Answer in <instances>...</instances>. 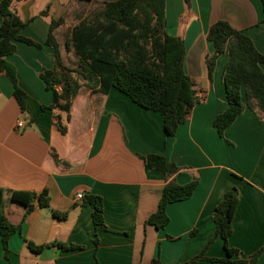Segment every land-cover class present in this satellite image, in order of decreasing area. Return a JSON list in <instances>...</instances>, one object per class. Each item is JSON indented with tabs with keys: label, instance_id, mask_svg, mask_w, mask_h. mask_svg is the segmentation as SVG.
<instances>
[{
	"label": "crops",
	"instance_id": "1",
	"mask_svg": "<svg viewBox=\"0 0 264 264\" xmlns=\"http://www.w3.org/2000/svg\"><path fill=\"white\" fill-rule=\"evenodd\" d=\"M109 1L12 0V11L26 24L20 36L41 47L16 43L14 54L4 57L12 79L0 73L1 216L16 228L6 251L0 239V264H150L154 259L187 264L201 253L204 259L193 264L248 259L264 245V120L256 108L245 109L218 136L213 121L227 106L222 74L228 57L222 55L209 76L205 60L214 48L206 36L214 22L224 21L264 55V0H189L188 6L184 0H165L166 32L184 44L183 70L197 101L173 137L163 134L160 114L113 88L104 96L82 86L69 113L41 112L52 101L39 79L53 68V51L44 44L51 21L61 22L52 35L63 64L75 68L77 58L65 50V41ZM260 69L264 72V65ZM13 82L25 94L23 111ZM149 155L163 157L179 171L165 178L146 168L139 157ZM192 180L193 195L167 206L165 227L146 224L166 184ZM231 188L239 197L227 245L237 254L228 256L222 239L214 237L212 219ZM43 191L48 207L28 198ZM14 194H22V200L14 201ZM85 195L101 200L106 230L94 228L93 206L82 204ZM28 244L43 248L36 254ZM58 244L79 250L64 251ZM256 264H264V254Z\"/></svg>",
	"mask_w": 264,
	"mask_h": 264
},
{
	"label": "trees",
	"instance_id": "2",
	"mask_svg": "<svg viewBox=\"0 0 264 264\" xmlns=\"http://www.w3.org/2000/svg\"><path fill=\"white\" fill-rule=\"evenodd\" d=\"M92 0H80L90 2ZM189 5V0H184ZM44 11L41 15H44ZM165 0H111L104 2L79 22L65 41L64 48L77 58L75 68L66 67L60 56V49L52 33L61 22L51 21L45 45L53 51V68L43 70L40 80L45 90L51 92L52 101L41 107V112L59 111L69 113L71 101L83 86L94 93L108 95L113 88L127 96L133 104L158 113L163 117V134L173 137L196 105L192 94L194 85L183 70L185 49L182 40L172 37L165 28ZM0 73L6 72L12 79V70L4 57L14 54L16 43L41 46L34 41L20 36L26 24L21 22L12 11V0H0ZM206 40L213 45V52L206 57L205 63L209 76L215 63L222 55H227L222 81L227 106L223 113L213 121L219 137L225 129L243 113L245 109L256 108L264 120V55L256 50L250 38L232 28L224 21L214 22L208 30ZM14 86V98L21 111L25 94ZM56 127L60 134L65 128L59 123ZM55 161L57 157H53ZM144 166L163 175L171 177L179 171L175 165L157 155L139 157ZM196 181L186 185L168 183L163 187L162 195L154 214L148 217L146 224L156 229L168 223L166 208L169 204L188 200L194 192ZM3 189L0 188V239L6 251L9 237L16 228L9 226L1 216ZM22 194H14L12 199L20 201ZM239 192L235 188L227 191L213 213L215 238H221L223 248L228 256L237 254L228 245ZM40 207H48V198L43 191L35 196ZM83 205H92V223L96 231L106 230L102 220V202L97 196L85 195ZM61 217H64L63 215ZM210 243V242H209ZM64 251L79 250L73 245L58 244ZM33 253H39L43 246L28 244ZM264 254L262 245L248 259L230 264H256ZM204 259L203 253L187 264ZM219 261V260H212ZM150 264H160L154 259Z\"/></svg>",
	"mask_w": 264,
	"mask_h": 264
},
{
	"label": "built area",
	"instance_id": "3",
	"mask_svg": "<svg viewBox=\"0 0 264 264\" xmlns=\"http://www.w3.org/2000/svg\"><path fill=\"white\" fill-rule=\"evenodd\" d=\"M15 130L19 131L22 128V123L21 121H18L15 123ZM82 199V195L81 194H76L75 195V200L80 201Z\"/></svg>",
	"mask_w": 264,
	"mask_h": 264
},
{
	"label": "rangeland",
	"instance_id": "4",
	"mask_svg": "<svg viewBox=\"0 0 264 264\" xmlns=\"http://www.w3.org/2000/svg\"><path fill=\"white\" fill-rule=\"evenodd\" d=\"M102 3H103V2H102ZM67 61H68V63H69V64H71V61H70V59H69V58H67Z\"/></svg>",
	"mask_w": 264,
	"mask_h": 264
}]
</instances>
